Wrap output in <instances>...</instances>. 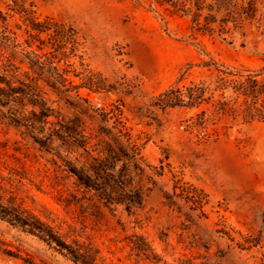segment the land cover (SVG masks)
Returning a JSON list of instances; mask_svg holds the SVG:
<instances>
[{
  "label": "rangeland",
  "instance_id": "rangeland-1",
  "mask_svg": "<svg viewBox=\"0 0 264 264\" xmlns=\"http://www.w3.org/2000/svg\"><path fill=\"white\" fill-rule=\"evenodd\" d=\"M15 4L39 20L72 24L82 63L113 89H82L80 99L40 83L37 98L0 102V194L96 264H263L264 120L225 117L188 129L194 110L152 104L182 73L200 77L194 65L209 57L263 68L264 0L226 40L192 36L186 18L153 0H0L21 43L29 24L11 11ZM67 62L81 71L77 56ZM183 184L207 195L205 216L184 198L168 203ZM0 264L76 263L55 243L0 220Z\"/></svg>",
  "mask_w": 264,
  "mask_h": 264
},
{
  "label": "trees",
  "instance_id": "trees-1",
  "mask_svg": "<svg viewBox=\"0 0 264 264\" xmlns=\"http://www.w3.org/2000/svg\"><path fill=\"white\" fill-rule=\"evenodd\" d=\"M153 2L166 7L173 15L186 18L192 36L217 35L224 40L237 30H241L247 22L254 20L258 12L257 0H153ZM15 7L11 11L21 14L24 21L29 24L26 32L28 37L24 42H19L17 32L10 25L13 15L0 10L2 105L20 94H27L32 98L39 97L37 88L40 83L60 94L74 93L80 99L82 89L92 92H109L113 89L101 74L93 72L82 63V56L77 55L80 45L79 33L72 24L52 17L39 20L23 5L15 4ZM7 50H10V53L5 56ZM16 56H20L18 64ZM76 56L80 59L79 72L72 69V65L67 62L68 58ZM22 65H26L28 70L22 71ZM191 67L193 65H189L188 69ZM194 67L203 69L200 77L188 79L186 72L182 73L173 84L153 98L152 105L162 112L174 108L194 110L195 113L187 125L188 129H206L209 124L214 125L225 117L233 120L240 118L244 123L264 120V67L257 71L237 68L213 57ZM20 71L24 78L19 77ZM70 75L79 78L80 82L75 83ZM25 88L29 92H26ZM14 122L20 124L17 120ZM73 173L87 185L84 176ZM174 188V193L165 197L170 205H175L174 197L184 198L186 203H191V210L199 212V217L205 216L203 207L207 203V195L203 190L185 184ZM176 188L180 190L179 194L175 193ZM0 220L27 234L55 243L64 249L76 264H96L91 257L78 254L63 243L50 226L17 203L13 197L6 199L0 194Z\"/></svg>",
  "mask_w": 264,
  "mask_h": 264
}]
</instances>
